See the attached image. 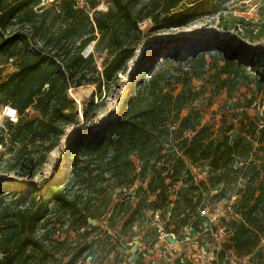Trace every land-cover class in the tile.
<instances>
[{
	"label": "trees",
	"instance_id": "1",
	"mask_svg": "<svg viewBox=\"0 0 264 264\" xmlns=\"http://www.w3.org/2000/svg\"><path fill=\"white\" fill-rule=\"evenodd\" d=\"M180 1L162 0L153 23L162 29L180 27L200 15L194 4L173 10ZM108 2L98 10L99 0H0V105L16 115L0 129V145L8 141V157L0 154L5 172L29 179L38 174L66 129L78 121L69 88L94 85L101 96L126 73L142 44L138 24L145 16L137 0ZM194 46L215 47L224 54L222 73L244 74L264 92L263 50L234 52L231 43L220 41ZM203 57L187 60L189 70L164 62L148 71L127 92L115 119L71 144L72 172L65 180L25 184L10 179L11 188L0 184V264L59 261L55 257L64 240L51 238L59 213L64 217L59 227L65 223L69 231L83 229L90 235L105 219L103 234L119 236L149 211L154 239L151 217L158 211L163 221L166 214L177 219L173 230H164L181 234L191 226V216L200 217L210 191H218L212 198L232 200L224 248L237 257L254 252L264 241V124L248 121L243 135L231 124L216 132L201 124L198 102L204 94L192 80L204 73ZM7 66L11 71L4 75ZM196 167H207L205 180L197 182ZM177 184L171 198L170 188ZM125 188L129 192L123 193ZM7 197L24 203L13 209ZM133 236L130 232L127 238ZM85 249L63 264H72Z\"/></svg>",
	"mask_w": 264,
	"mask_h": 264
},
{
	"label": "rangeland",
	"instance_id": "2",
	"mask_svg": "<svg viewBox=\"0 0 264 264\" xmlns=\"http://www.w3.org/2000/svg\"><path fill=\"white\" fill-rule=\"evenodd\" d=\"M137 1L138 6L143 9L142 14L145 16L144 20L138 24L143 41L128 62L126 73L119 75V82L112 85L109 92H103L102 89L101 96H99L94 85L69 88L67 94L75 103L78 121L66 129L58 146L47 155L44 165L36 176L29 179L19 172H5L0 166V174L3 176L0 177V184L11 188L13 186L8 183L10 179L25 184H38L41 180L51 177L54 179V183L65 180L72 172L67 155L71 144L80 136L96 130L98 126L110 120L111 117H117L127 92L135 88L148 71L164 62L180 63L184 70H189L188 64L185 62L203 54L204 73L200 78L192 80V85L196 89H201L204 94L201 101L198 102V107L202 112L201 124L210 126L215 132L231 124L232 130L241 135H243L245 124L250 120L257 121L259 125L264 124L262 122L264 120V92L257 91L255 83L249 77H244V74L236 78L222 73L224 54L218 49H214L215 47H210V50H205L199 46L191 47L193 42L196 44L197 42L220 41L231 43L234 52L246 47L264 51V0H181L173 10H181L194 4L200 15L184 26L166 29L154 24L152 20L157 12L160 13L158 10L162 0ZM108 5V0H99L96 8L105 10ZM91 49L92 46H90L89 51ZM101 60L102 58L96 60L98 66H100ZM10 71V66L4 67V75ZM245 71L251 73L248 66L245 67ZM226 80L229 81L227 84H225ZM224 84L225 86H223ZM83 112H85V116ZM15 117L16 115L9 110L8 106L0 105V129L3 128L5 120L14 121ZM233 131L231 134H234ZM5 143L8 146L7 140ZM7 146L0 145V154H3V158L8 157ZM206 170L207 167L192 169L197 182L206 179ZM135 186L134 184L133 188ZM170 189L172 191L171 198H174L175 190L179 189V184ZM229 191L228 189L227 192ZM113 192L118 193L119 191L115 189ZM125 192H129V190L125 188L123 193ZM216 194L218 191H210L209 195L205 196L204 209L209 216H217L215 223L217 228H224L227 220H229V206L232 200L210 197ZM10 200V197L4 199L6 203L11 204L13 209L24 203L23 201L14 202ZM149 214V211H145L144 217L146 216L147 220L140 219L134 223L130 230L132 234L140 237L145 244L152 239L150 225L147 223L150 220H148ZM59 218L60 221L54 225L58 231L54 232L51 238L57 241L64 240V247L56 254L55 258L59 261H48L46 264H63L82 248L87 249L82 251L72 264H123L125 249L124 246H121V242L128 239L130 232L126 235L115 236L113 234L117 232L109 231L108 236H105L103 232L106 230V222L103 219L99 221L98 230L86 235L83 229L78 232L67 230L65 223L59 227V223L64 218H61V213H59ZM163 219V226L166 227V230H173L177 219L169 218V216L167 218V215ZM198 221L208 222V219L206 216L197 218L196 215H193L190 217L189 224L196 228L200 225ZM209 224L212 223L209 222ZM50 226L51 224L48 225V227ZM177 235L181 236L180 233ZM200 239L202 242L205 241L214 245L213 238L208 234L203 236L200 234ZM68 248H72L71 252L63 256L62 254ZM223 251L226 249L224 248ZM89 254L92 255L90 260L87 259ZM251 258L253 259L251 260ZM232 260L233 264H264V241H261L248 259L238 257ZM174 263L177 264V261Z\"/></svg>",
	"mask_w": 264,
	"mask_h": 264
},
{
	"label": "built area",
	"instance_id": "3",
	"mask_svg": "<svg viewBox=\"0 0 264 264\" xmlns=\"http://www.w3.org/2000/svg\"><path fill=\"white\" fill-rule=\"evenodd\" d=\"M199 216H206L208 225L200 226L201 230L197 231V235L192 233L190 226H186L181 236H178L164 230V221L160 218L159 212L155 211L151 217V225L156 232L155 238L147 244L138 236L125 240L124 249L127 248L130 253L124 256L123 264H135V258H140L141 255L146 256L143 264H174L173 259L179 260V264H184L185 260L187 264H233L229 255H223L222 263L218 258V254L224 252L225 227L217 228L215 225L217 216H209L204 208L199 210ZM203 233L213 238L214 245L199 240V235ZM173 256L175 258L172 259ZM87 259H92V255L90 254Z\"/></svg>",
	"mask_w": 264,
	"mask_h": 264
},
{
	"label": "crops",
	"instance_id": "4",
	"mask_svg": "<svg viewBox=\"0 0 264 264\" xmlns=\"http://www.w3.org/2000/svg\"><path fill=\"white\" fill-rule=\"evenodd\" d=\"M202 220V219H201ZM198 222H200V221H198ZM203 225H208V222L207 221H201L200 222V225H198V226H196V228L194 227H191V229H192V233L194 234V235H197V231H200L201 230V228H200V226L202 227ZM203 235H205V233H203L202 234V236ZM121 246H123V242H121ZM124 251V250H123ZM130 253V250H128L127 248H125V251H124V256H127V254H129ZM224 254H226V255H229V256H231V258L233 259V258H238L235 254H233V252L231 251V250H227L226 249V251H224L223 253H220V254H218V258H219V260H220V262L222 263L223 262V259H222V257H223V255ZM250 257V255L249 256H246L245 258H249ZM173 258H175L174 256L172 257V259ZM239 258H241V257H239ZM145 259H146V256L145 255H141L140 256V258H135V264H143L144 262H145ZM253 258H251V260H252ZM174 260V262L175 261H177V264H179V260H177V259H173ZM172 260V261H173ZM173 262V263H174ZM252 262V261H251ZM188 262L185 260V262H184V264H187ZM175 264V263H174ZM252 264V263H251Z\"/></svg>",
	"mask_w": 264,
	"mask_h": 264
},
{
	"label": "bare ground",
	"instance_id": "5",
	"mask_svg": "<svg viewBox=\"0 0 264 264\" xmlns=\"http://www.w3.org/2000/svg\"><path fill=\"white\" fill-rule=\"evenodd\" d=\"M161 60H163V59H161ZM116 117H111L110 119H115Z\"/></svg>",
	"mask_w": 264,
	"mask_h": 264
},
{
	"label": "water",
	"instance_id": "6",
	"mask_svg": "<svg viewBox=\"0 0 264 264\" xmlns=\"http://www.w3.org/2000/svg\"><path fill=\"white\" fill-rule=\"evenodd\" d=\"M44 1H46V0H44Z\"/></svg>",
	"mask_w": 264,
	"mask_h": 264
}]
</instances>
